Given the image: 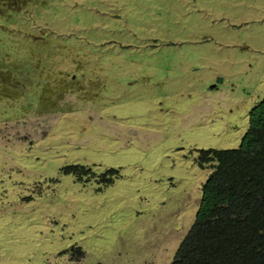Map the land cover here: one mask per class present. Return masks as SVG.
<instances>
[{"label":"rangeland","instance_id":"1","mask_svg":"<svg viewBox=\"0 0 264 264\" xmlns=\"http://www.w3.org/2000/svg\"><path fill=\"white\" fill-rule=\"evenodd\" d=\"M12 6L0 74L22 81L0 83V264H168L212 171L200 150L236 148L264 98V0Z\"/></svg>","mask_w":264,"mask_h":264},{"label":"trees","instance_id":"2","mask_svg":"<svg viewBox=\"0 0 264 264\" xmlns=\"http://www.w3.org/2000/svg\"><path fill=\"white\" fill-rule=\"evenodd\" d=\"M28 1L32 0H10L19 8ZM0 75L2 85L20 91L16 86L21 85V75L12 78L8 71ZM63 81H55L48 93L43 90L51 101L43 110L54 108L55 98L74 79ZM16 95L10 100H18ZM199 163L210 165L212 171L202 184L194 220L168 264H264V98L249 111L239 145L200 150ZM71 250L75 257L82 252L79 247Z\"/></svg>","mask_w":264,"mask_h":264}]
</instances>
